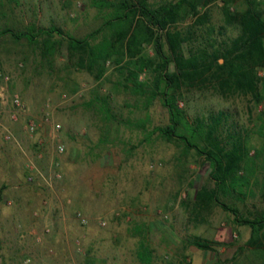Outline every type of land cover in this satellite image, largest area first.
<instances>
[{"label":"rangeland","instance_id":"rangeland-1","mask_svg":"<svg viewBox=\"0 0 264 264\" xmlns=\"http://www.w3.org/2000/svg\"><path fill=\"white\" fill-rule=\"evenodd\" d=\"M168 1L177 0H149ZM252 1L200 4L210 14L203 33L211 27L219 39L237 35L225 25L223 7L244 9ZM255 1L264 10V0ZM102 2L117 0H0V75L10 76L8 83L0 77V86L25 103L18 120L11 117V104L0 112V264H146L138 258L143 241L153 254L151 264H264L262 251L246 243L251 228L240 225L232 211L220 204L194 209L197 190L216 186L210 162L154 130L169 121L161 99L145 108L144 97L124 86L116 64L108 62L96 80L69 57L65 35L83 38L114 11ZM192 21L188 17L174 28L187 30ZM33 24L64 31L55 34V52L1 32H26ZM104 36L102 31L93 42ZM145 53L154 56L153 45ZM259 75L264 97V68ZM141 79L151 86L153 72ZM100 94L111 96L110 114L91 103ZM180 105L191 121L225 111L224 135L240 134L248 154L240 172L246 179L235 188L229 183L220 199L249 217L264 208V98L258 103L251 95L225 98L212 87H184ZM30 120L38 124L33 135ZM140 120L144 127L136 126ZM6 131L15 140L6 141ZM55 162L61 178L54 175ZM196 236L217 241L215 249L193 245Z\"/></svg>","mask_w":264,"mask_h":264},{"label":"trees","instance_id":"trees-1","mask_svg":"<svg viewBox=\"0 0 264 264\" xmlns=\"http://www.w3.org/2000/svg\"><path fill=\"white\" fill-rule=\"evenodd\" d=\"M211 1L215 0H177L157 5L149 0L102 2L101 7L112 6L114 11L108 14L102 26L83 38L65 35L62 29L54 26L39 28L34 24L26 32L12 33L10 28L1 32L41 44L44 53L55 52L59 44L54 39L55 34H64L69 57H76L78 68L101 80L107 71V63L113 62L122 74L124 86L144 97L145 108L160 98L167 108L169 121L154 130L168 142H181L185 153L195 150L210 162L216 186L203 185L197 190L194 209L202 212L220 204L232 211L240 225L251 228L247 245L262 251L264 256V208L249 217L220 199V192L225 191L229 183L235 188L239 180L246 179L245 175H240L248 154L242 136L238 133L224 135V110L191 121L180 105L184 87H212L225 98L233 94L251 95L258 103L264 98L261 93L263 78L259 75V69L264 68V10L255 0L244 9H231L230 5H225V25L238 30V34L219 39L213 35L211 27L203 33L210 22V14L206 10L201 12L199 5L207 6ZM188 17L193 21L187 30L174 28ZM102 31H105L104 39L93 42ZM199 31L202 33L198 34ZM195 38L199 39L198 44L193 42ZM150 45H153L154 56L145 53V48ZM171 65H174L173 69ZM146 71L153 72L151 86L147 79H141V74ZM91 103H97L100 110L108 114L112 111L109 94H100ZM136 126L144 127V121L140 120ZM216 243L201 236L192 240L193 245L205 251L214 250ZM140 247L139 260L151 264V250L144 241ZM87 261L94 263L91 258Z\"/></svg>","mask_w":264,"mask_h":264},{"label":"built area","instance_id":"built-area-1","mask_svg":"<svg viewBox=\"0 0 264 264\" xmlns=\"http://www.w3.org/2000/svg\"><path fill=\"white\" fill-rule=\"evenodd\" d=\"M2 81H5V83H8L10 80V76L9 75H0ZM8 88L5 87L4 85L0 86V112H2L5 107L8 104H11L14 107V110H12V114L11 117L14 120H18V112L20 110H25V103L23 102V100L21 99L20 95L17 93L14 94H10L8 93ZM61 125L57 124V127L59 128ZM27 129L29 130V132L33 135L37 132L38 130V124L36 123L35 120H30L28 125H27ZM4 139L6 141H12L15 140L14 135L10 132V131H6L3 135ZM41 142V141H40ZM58 151L60 153H63L65 151V145L64 144H60L58 147ZM60 163L59 162H55V177L56 178H61L62 177V173L57 169L59 167ZM33 176L29 177V180H33ZM77 218L80 220V222L82 224H87L88 223V217L83 214L82 212H78L77 213ZM103 224H105V222H102ZM47 231H49V229H47ZM35 238L40 240L41 237L40 235H38L37 233H34Z\"/></svg>","mask_w":264,"mask_h":264},{"label":"crops","instance_id":"crops-1","mask_svg":"<svg viewBox=\"0 0 264 264\" xmlns=\"http://www.w3.org/2000/svg\"><path fill=\"white\" fill-rule=\"evenodd\" d=\"M11 195H13V196H16V198L18 199L19 192H17V193H15V192H14V193H13V194H11ZM17 210L19 211V214H21V213H20V210H19V209H17Z\"/></svg>","mask_w":264,"mask_h":264}]
</instances>
